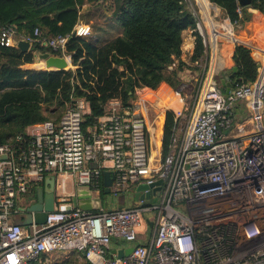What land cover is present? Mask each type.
Here are the masks:
<instances>
[{"label": "built area", "instance_id": "built-area-1", "mask_svg": "<svg viewBox=\"0 0 264 264\" xmlns=\"http://www.w3.org/2000/svg\"><path fill=\"white\" fill-rule=\"evenodd\" d=\"M192 12L193 32L202 38L207 61L196 63L203 69L191 108L183 103L180 109H158L154 102H142L144 88L137 91L133 107H125L121 98L110 99L104 115L85 129L90 105L85 97L75 98L59 122L32 125L14 143L0 146V158L5 157L0 159V264H44V257L55 253L78 254L81 264H264V64L254 83L236 82L226 94L214 57L220 41L235 45L230 38L237 27L228 18L218 23L216 16L212 20ZM74 33L88 39L92 27L79 22L71 35L50 37L36 29L17 39V27L10 26L0 30V46L18 48L19 40L42 43L52 55L71 62L66 51ZM240 102L248 104L256 127L230 137ZM150 108L164 118L150 119ZM168 112L175 114L176 124L163 158L154 150L160 148L155 124L162 120V139ZM105 172L113 179L108 195ZM49 178L55 183V208L46 223H16L20 208L36 200L27 206L20 202ZM158 181L159 195H150L147 205L136 200L139 186ZM79 186L89 187L92 198L101 200L98 210L73 207V188ZM121 191L132 199L115 207L112 202L120 200ZM139 239L144 243L134 245L128 256L112 254L114 240L133 244Z\"/></svg>", "mask_w": 264, "mask_h": 264}, {"label": "trees", "instance_id": "trees-1", "mask_svg": "<svg viewBox=\"0 0 264 264\" xmlns=\"http://www.w3.org/2000/svg\"><path fill=\"white\" fill-rule=\"evenodd\" d=\"M102 1L0 0V30L16 26L17 39L33 35L36 29L50 37L71 35L83 7ZM209 2L217 5L237 28L251 21L249 9L264 14V0H251L246 7H241L238 0ZM109 12L121 25L122 34L103 45L71 38L66 53L74 69H32L35 54L53 53L42 43L32 44L29 52L0 46V146L14 143L32 125L59 122L75 98L85 97L90 105L84 116L87 129L104 115V106L110 99L121 98L125 107H133L138 90L156 91L166 84L177 92L186 70L201 71L199 65L189 67L182 60L183 34L196 29V17L187 0H111ZM194 36L191 63H205L202 38L197 32ZM251 54L244 45L235 47V66L227 74L233 86L236 82L252 84L258 79L259 63ZM175 124V114L168 112L163 158L168 154ZM39 187L43 184L32 187L30 193L37 197Z\"/></svg>", "mask_w": 264, "mask_h": 264}, {"label": "crops", "instance_id": "crops-1", "mask_svg": "<svg viewBox=\"0 0 264 264\" xmlns=\"http://www.w3.org/2000/svg\"><path fill=\"white\" fill-rule=\"evenodd\" d=\"M197 2L199 3L201 7L202 12L205 13L206 15H209L208 10H210V7H211L209 4V0H197ZM102 3L103 1L100 2L98 5H85L81 11V14L87 11V16H89V18L91 19L89 13L90 12L91 14L96 13L100 4ZM249 12L252 14V19L248 24L245 25V27L239 28L240 36L238 38L240 42L243 43L244 46H247L252 51L251 55L253 59L263 66L264 64V14L257 10H253V9H249ZM90 21L93 23L92 20ZM79 22L83 24L82 19H80ZM92 23H87V24L91 26ZM216 35L214 39H216ZM226 41L227 40H225V42L223 43L220 41L218 51H217V56L216 58L214 57L216 67L218 68V71H217L218 80L219 78L221 79V74L223 72H226L228 74V72L231 71L235 66L234 61H233L235 45H233V42H228V41L226 42ZM194 49H195L194 32L193 30L185 31L183 34L182 60L189 67H193L197 65L196 63L195 64L191 63V56L193 54ZM206 61H207V57H206L205 62ZM208 62H209V57H208ZM193 74L194 72H192L191 70H186L183 74V79H186L187 82H190V80L194 79V76H191ZM227 77L231 81L229 75H227ZM170 89L171 88L168 85L162 84L160 86L159 91L156 92V91L149 89L147 93L149 96H152L153 98L156 99L157 101L156 106L158 109H164V108L177 109L182 106L180 98L178 97V92L176 93V95H173ZM141 100L142 102H145L144 99L141 98ZM148 116L150 118L149 114ZM261 116L263 117L262 123H264V108H263ZM160 117L163 119L164 114H162ZM235 117H236V122H235L233 130L229 133L230 137H240L244 133L251 132L255 129L256 122L253 119L254 116L249 111V107L247 103L240 102L239 104L236 105ZM158 146H159V143H158ZM159 150L160 148L158 149V152ZM73 190L75 192L77 188H73ZM21 209L22 208H20V210ZM143 243L144 242L140 239L138 240L137 243H133V244H123L122 242H118L114 240L112 244V254L113 252L128 250L130 248H133V246L136 244H143ZM81 260L82 259L80 255L73 254V253L72 254L55 253L52 256H47V257H44L43 259L44 264H81L82 263Z\"/></svg>", "mask_w": 264, "mask_h": 264}, {"label": "water", "instance_id": "water-1", "mask_svg": "<svg viewBox=\"0 0 264 264\" xmlns=\"http://www.w3.org/2000/svg\"><path fill=\"white\" fill-rule=\"evenodd\" d=\"M238 3L241 7H246L251 4V0H238ZM213 7L219 8L217 5L212 4ZM220 9V8H219ZM72 38H75V33ZM237 45H243L242 42L235 40V47ZM31 44L24 41L19 40L18 48L22 52H29L31 50ZM247 47V46H246ZM38 59L44 63V68H39L38 71H63L69 70L71 66V62H69L65 57L54 56L49 52L46 53H38ZM261 68L262 65L259 64ZM34 69V68H32ZM220 84L222 88L225 90L226 94H229L233 90V83L228 79L227 73L224 72V75L221 74ZM182 84L180 87H183ZM180 93V88L177 90ZM0 159H5V157H1ZM104 186H105V194L108 195L110 193V187L112 186L113 179L109 172H105L103 175ZM162 181L156 182L152 186L141 185L137 188V193L135 195L136 200H144L145 204L149 203L150 195H159L161 191ZM149 190V192L145 196H140L141 191ZM151 190V191H150ZM74 196L72 198V203L74 208H79L84 211L98 210L101 206L100 199H93L92 193L89 187L87 186H79L77 190L74 192ZM122 207V206H120ZM55 208V183L53 178H49L45 180V184L43 187L37 189V197L36 203L32 204L29 208H22L21 215L23 217V226L29 227L33 223L37 225H43L46 223L47 214L54 211ZM70 208H66L69 210ZM149 227L153 228V224L149 223ZM133 248L128 250H123L119 252H113V254L117 255L118 258H123L128 256L132 252Z\"/></svg>", "mask_w": 264, "mask_h": 264}, {"label": "rangeland", "instance_id": "rangeland-1", "mask_svg": "<svg viewBox=\"0 0 264 264\" xmlns=\"http://www.w3.org/2000/svg\"><path fill=\"white\" fill-rule=\"evenodd\" d=\"M189 2V7L191 10L196 11L198 14H200L201 16H203L204 18L207 17H211L212 19H214L213 17L216 16L215 20L218 23H223L224 20H226L227 18L225 17L224 13L221 12L222 10H220L218 12V10H214L213 8H210V10H208L209 15H206L205 13L202 12V9L199 5V3L197 2V0H187ZM110 6H111V0H104L102 4H100L98 10L96 13H89L91 19L89 18V16H87V11H85L82 16V22L83 23H92L90 20L93 21V23L91 24L92 26V35L87 39V40H92L95 41L96 44L98 45H103L104 43H106L107 41L120 36L122 34V27L121 25L115 20L113 19V17L111 16L110 11ZM88 14V15H89ZM219 16V18H218ZM107 17V18H106ZM90 19V20H89ZM240 36V31L239 28H234V37L236 40H239ZM222 43L225 42L221 41ZM221 43V44H222ZM44 68V63L42 61H40L37 57V55L35 56V63L32 65V68H34L35 70H39V68ZM72 65L70 66V69H72ZM202 69L203 67H201V71L200 72H195L193 75L194 79L190 80V82H187L186 79H184L183 83L185 86L182 87L181 92L179 93L181 96L178 95V97L180 98L181 104L183 105V103H185L186 107L188 106L189 108H191V106L193 105L196 93H197V89L199 87L201 78H202ZM160 87L156 90L159 91ZM149 89H146L145 91H143L141 93V98L144 99V101H151L154 102L155 104L157 103L156 99L153 98L152 96H149L147 91ZM171 93L173 95H176V91L173 89H170ZM192 97V99H191ZM147 106H149L147 104ZM172 109V108H171ZM149 115L151 119H154L155 117H157L158 115H161V113L156 110L155 108H150L149 110ZM187 117H189V113L186 114ZM162 126V120L158 121L155 124V127L157 128V133L155 135V139L158 140L159 146H160V152L162 153V147H163V138L161 139V133L159 132V128H161ZM163 134H164V128H163ZM159 149V148H158ZM158 149H154L156 152H158ZM72 186L69 185V189L71 190ZM121 198L120 200H115L112 202V204L115 207H120V206H127L128 203L131 201V197H130V193L126 192V191H121ZM102 197L104 199L103 203L104 206L106 207V199L107 196L105 194H102ZM36 200V196L34 193H29L27 196L24 197V199L20 202V205L23 206H27L29 204H31L32 202H34ZM156 201V200H154ZM121 203V204H120ZM134 204H136V202L134 201ZM16 223L23 225V217L18 215L15 218Z\"/></svg>", "mask_w": 264, "mask_h": 264}, {"label": "bare ground", "instance_id": "bare-ground-1", "mask_svg": "<svg viewBox=\"0 0 264 264\" xmlns=\"http://www.w3.org/2000/svg\"><path fill=\"white\" fill-rule=\"evenodd\" d=\"M216 30H217L216 33L218 34V27H217V25H216ZM233 40H234V37H231V38H230V41H233ZM226 42H227V41H226ZM180 108H181V107H179V108H177V109H180Z\"/></svg>", "mask_w": 264, "mask_h": 264}]
</instances>
